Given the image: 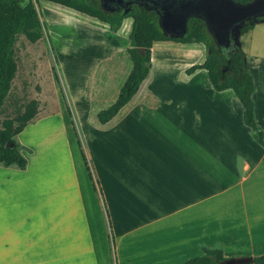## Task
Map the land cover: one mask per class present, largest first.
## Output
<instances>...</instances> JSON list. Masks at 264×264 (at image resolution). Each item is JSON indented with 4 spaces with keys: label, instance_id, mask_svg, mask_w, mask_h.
I'll list each match as a JSON object with an SVG mask.
<instances>
[{
    "label": "crops",
    "instance_id": "obj_1",
    "mask_svg": "<svg viewBox=\"0 0 264 264\" xmlns=\"http://www.w3.org/2000/svg\"><path fill=\"white\" fill-rule=\"evenodd\" d=\"M141 86L104 129H78L75 142L65 127L53 150L27 145L24 170L0 165V264H182L203 249L264 254V148L240 102L214 96L202 106L201 97ZM37 115L32 122L57 116ZM137 116L138 128H125ZM94 144L108 151L101 159Z\"/></svg>",
    "mask_w": 264,
    "mask_h": 264
},
{
    "label": "rangeland",
    "instance_id": "obj_2",
    "mask_svg": "<svg viewBox=\"0 0 264 264\" xmlns=\"http://www.w3.org/2000/svg\"><path fill=\"white\" fill-rule=\"evenodd\" d=\"M84 1L96 8L100 7L99 0ZM36 8L43 25L42 37L35 43L29 42L23 35L16 39L13 51L17 71L10 93L0 110V123L4 119L13 118L31 100L37 101V116H57L41 117L28 125L19 138L24 144L16 142L20 146L21 155L22 152L32 154V150L26 148L27 145L43 149L46 143L47 148L53 150L62 139L61 131L65 127L75 142L78 129L81 132L104 129L97 122L96 115L115 102L131 70L127 54V38L133 22L131 15L144 12L148 23L159 29L157 14L138 5L129 6L118 13H107L111 18L122 20L123 24L117 33L110 32L106 25L96 20L58 5L43 2ZM185 38H196L199 42L178 44L169 41L154 45L151 73L142 84V91L151 86L153 90L160 91L161 95L180 98L194 95L202 98V106L211 105L214 96H229L238 101L231 90L215 92L205 71H196L191 76L185 74L187 68L209 59L220 82L235 81L239 84L241 76L252 79L255 86L252 95L254 113L263 131L264 18L248 22L240 29L237 50L230 59L218 51L204 24L198 19L189 21V32ZM128 106L118 118L124 115ZM231 119L235 121L237 118ZM125 128H138V116L133 117ZM93 135L97 142L102 141L100 134ZM85 144L87 147L86 141ZM98 146L94 144L91 149L93 153L97 150L98 158L101 159L99 156H102L103 151H108ZM80 147L86 159L89 149L84 145ZM128 152L135 154L134 150ZM89 170L93 181L98 183L92 167ZM94 187L100 196L99 184L95 183ZM108 243L112 259L111 234L108 235Z\"/></svg>",
    "mask_w": 264,
    "mask_h": 264
},
{
    "label": "trees",
    "instance_id": "obj_3",
    "mask_svg": "<svg viewBox=\"0 0 264 264\" xmlns=\"http://www.w3.org/2000/svg\"><path fill=\"white\" fill-rule=\"evenodd\" d=\"M237 1L245 3L248 0ZM43 2L61 6L96 20L106 25L112 33H117L123 24L121 19L107 16L84 0H0V110L10 93L11 84L17 71L13 51L17 37L23 35L31 43L37 42L42 37L43 25L36 6ZM131 17L133 22L127 38V54L131 61V70L119 90L115 102L97 113L96 120L102 126L115 118L137 95L140 86L150 74L152 68L151 50L156 43L171 41L178 44H194L199 42L196 38L171 39L163 36L157 27L148 23L144 12H136ZM196 71L206 72L208 81L215 92L231 90L234 93L242 106L244 125L251 130L256 143L264 148V133L255 121L252 100L255 86L252 79L241 76L239 84L235 81L220 82L209 59L187 68L185 74L191 76ZM37 114V101L31 100L13 118L4 119L0 123V165L4 167L15 165L20 170L25 169L27 162L21 155L20 146L14 137L20 134L36 118ZM87 168L90 169L89 166ZM89 176L94 186L95 183L97 185L98 183L93 181L90 170ZM99 193H101L100 190ZM226 260L227 258L219 249H203V255L191 258L182 264H223ZM249 264H264V254L253 257L252 263Z\"/></svg>",
    "mask_w": 264,
    "mask_h": 264
},
{
    "label": "water",
    "instance_id": "obj_4",
    "mask_svg": "<svg viewBox=\"0 0 264 264\" xmlns=\"http://www.w3.org/2000/svg\"><path fill=\"white\" fill-rule=\"evenodd\" d=\"M104 14L117 13L138 5L158 16L160 33L171 39H184L189 21L204 24L218 51L230 57L238 44L240 29L248 22L264 18V0H99ZM251 257H231L223 264H249Z\"/></svg>",
    "mask_w": 264,
    "mask_h": 264
},
{
    "label": "flooded vegetation",
    "instance_id": "obj_5",
    "mask_svg": "<svg viewBox=\"0 0 264 264\" xmlns=\"http://www.w3.org/2000/svg\"><path fill=\"white\" fill-rule=\"evenodd\" d=\"M120 12H121V11H120ZM117 13H118V12H117ZM235 53H236V50L234 51V53L231 54L230 57H225L224 55H223V56H224L226 59H230Z\"/></svg>",
    "mask_w": 264,
    "mask_h": 264
}]
</instances>
